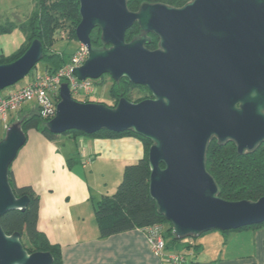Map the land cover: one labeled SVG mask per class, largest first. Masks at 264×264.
<instances>
[{"label": "water", "instance_id": "1", "mask_svg": "<svg viewBox=\"0 0 264 264\" xmlns=\"http://www.w3.org/2000/svg\"><path fill=\"white\" fill-rule=\"evenodd\" d=\"M79 15L75 36L88 57L73 75L79 81L125 79L146 87L152 98H121L111 108L74 100L62 83L47 129L55 135L132 131L152 142L149 195L176 238L264 222V197L225 201L205 168L212 139L235 143L239 154L264 142V0H191L181 8L145 3L137 12L128 10L126 0H79ZM135 23L140 36L125 42ZM95 28L109 47L92 48ZM150 33L159 38L158 50L145 48ZM42 58V45L34 40L17 60L0 65V92L23 80ZM25 142L20 122L9 125L0 140V218L28 204L27 197H15L8 180ZM52 262L48 252L28 254L20 234L6 235L0 225V264Z\"/></svg>", "mask_w": 264, "mask_h": 264}, {"label": "crops", "instance_id": "2", "mask_svg": "<svg viewBox=\"0 0 264 264\" xmlns=\"http://www.w3.org/2000/svg\"><path fill=\"white\" fill-rule=\"evenodd\" d=\"M34 75L2 93L23 87ZM23 108L11 114L7 125L17 120ZM0 124L4 129L1 120ZM25 136L11 164L13 180L16 186H29L37 194V229L59 247L62 264H169L168 251L154 254L144 230L101 238L95 220L93 204L111 195L125 167L143 157L139 139L69 135L50 141L34 130ZM182 245L185 264H264V227L209 231Z\"/></svg>", "mask_w": 264, "mask_h": 264}, {"label": "trees", "instance_id": "3", "mask_svg": "<svg viewBox=\"0 0 264 264\" xmlns=\"http://www.w3.org/2000/svg\"><path fill=\"white\" fill-rule=\"evenodd\" d=\"M189 1L191 0H126V6L129 11L137 12L140 6L145 3L164 4L169 7L180 8ZM79 23V0H36L33 12L23 23H0V34L10 33L17 28L25 35V42L12 54L5 55L0 51V65L14 62L26 52L32 41L38 40L43 48V58L40 61L44 64L43 73L53 74L67 64L71 57V54L54 50L53 46L62 40L66 42L77 41L75 29ZM140 34V28L135 23L126 31L125 42H130L135 37L138 38ZM89 37L93 49L106 47L101 41L99 28L92 30ZM149 41L145 47L148 50H155L158 47V39L151 36ZM35 68L36 66L33 69ZM115 87H117V84L113 82L109 95L111 99H115L117 102L115 95L118 90ZM129 88H139V86L124 82L121 93L125 92L124 90H129ZM54 99H56V102L53 103L49 113L44 114V108L38 105L35 112H30L20 120V127L25 135L28 131L34 130L50 141L58 136L69 135L104 139L135 137L143 145V157L137 163L125 167L122 180L116 190L111 195L101 197L93 204L100 237L106 238L132 229L144 230L159 225L165 244L164 252L184 253L185 247H183L182 241L193 238H176L171 224L163 215L159 214L156 203L149 195L150 169L147 156L152 142L134 134L132 131L115 133L101 130L87 135L71 130L55 135L46 127V123L54 117L55 107L60 101L59 95L55 96ZM80 102L100 103L89 99ZM116 104L107 106L114 108ZM14 121L10 120L9 124ZM160 167L163 168L162 165ZM205 168L217 185V196L225 201L245 200L255 202L264 197V142L257 145L252 151H244L239 154L235 143L231 141L218 143L216 139H212L209 141L205 153ZM8 180L15 197H27L28 204L23 211H11L0 218V225L4 233L6 235L19 233L20 242L28 254L48 252L53 258L52 264H62L59 247L51 244L45 235L37 229L39 205L37 194L29 186L18 187L15 185L11 165L8 169ZM260 227H264V222L241 229ZM226 232L230 231L222 233Z\"/></svg>", "mask_w": 264, "mask_h": 264}, {"label": "built area", "instance_id": "4", "mask_svg": "<svg viewBox=\"0 0 264 264\" xmlns=\"http://www.w3.org/2000/svg\"><path fill=\"white\" fill-rule=\"evenodd\" d=\"M87 57V47L79 44L69 62L53 74L34 75L33 79L23 87L10 93H0V120L5 128L8 127L9 116L30 102L38 101V105L44 108V114L49 113L53 103L56 102L54 98L59 95L62 83L68 85L72 95L90 94L93 89L91 80L79 81L73 75V70L82 66ZM144 232L152 252L156 255H163L165 244L161 235V227L154 225L145 228ZM165 256L169 264H185V253L183 252H168Z\"/></svg>", "mask_w": 264, "mask_h": 264}, {"label": "rangeland", "instance_id": "5", "mask_svg": "<svg viewBox=\"0 0 264 264\" xmlns=\"http://www.w3.org/2000/svg\"><path fill=\"white\" fill-rule=\"evenodd\" d=\"M35 3H36V0H0V23L1 24H5L7 22H11L15 24L23 23L33 12ZM136 38L137 37H135L134 39ZM24 42H25L24 33L20 29L16 28L10 33L0 34V51L5 55L12 54ZM78 45L79 43L77 41L66 42L62 40L56 43L53 46V48L54 50L58 52H64L66 54L72 55L76 51ZM150 51H155V50H150ZM43 66H44L43 62L38 63L36 65V68L32 69L30 73L23 80H21L16 85L11 86V87H18V86L23 85L29 80L31 75H33L36 72L42 73ZM112 83L113 82H111V79L107 75H103L97 80H91V85L93 89L90 94L73 95V98H75L76 101H79V102L84 101L85 99H89L94 102H100L106 106L114 105L121 98H125L126 100L129 99L128 101L132 103H138L148 98V93H147L148 91L146 92L145 89L140 88V87L139 88H129V90H124L125 92L121 93V87L124 83L123 81H119V82H115L117 84V87L115 88L118 90L115 95L117 99V102H116L115 99H111L109 95V90H110V87L112 86ZM9 88L4 89L3 91ZM125 93L126 95H124ZM135 101H138V102H135ZM37 106H38V101H33L25 105V107L23 108V112L19 113L17 120L12 122L10 125L16 122H20V120L24 118L25 116H27L30 112H35V110L33 111L31 110L33 108H36ZM6 129L5 128L2 129V126L0 124V136L4 135Z\"/></svg>", "mask_w": 264, "mask_h": 264}, {"label": "flooded vegetation", "instance_id": "6", "mask_svg": "<svg viewBox=\"0 0 264 264\" xmlns=\"http://www.w3.org/2000/svg\"><path fill=\"white\" fill-rule=\"evenodd\" d=\"M151 36H154V37H156L157 39H158V47L155 49V50H158L159 49V38L156 36V35H154V34H147V37H148V39L150 40L151 39ZM150 42V41H149ZM146 46V45H145ZM109 47V46H108ZM108 76V75H107ZM109 77V76H108ZM110 78V77H109ZM111 79V78H110ZM124 82H127V83H129L127 80H125V79H122ZM119 81H121V80H119ZM118 81V82H119ZM111 82H116V81H113L112 79H111ZM123 82V83H124ZM131 84V83H130ZM133 85V84H132ZM135 86H139L140 88H143V89H145V90H147L148 91V98H146V100L147 99H151L152 98V95H151V93H150V91L146 88V87H143V86H140V85H135ZM118 103V102H117Z\"/></svg>", "mask_w": 264, "mask_h": 264}]
</instances>
